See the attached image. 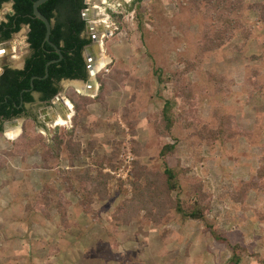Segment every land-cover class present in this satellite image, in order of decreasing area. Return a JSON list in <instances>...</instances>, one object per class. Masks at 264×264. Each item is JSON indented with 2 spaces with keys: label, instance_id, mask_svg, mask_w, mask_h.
<instances>
[{
  "label": "rangeland",
  "instance_id": "1",
  "mask_svg": "<svg viewBox=\"0 0 264 264\" xmlns=\"http://www.w3.org/2000/svg\"><path fill=\"white\" fill-rule=\"evenodd\" d=\"M263 2L227 0L217 12L207 0H142L137 12L133 0L87 2L102 14L87 21H101L110 32L99 27L98 63L109 61L97 74L113 71L116 78L105 81V105L93 101L100 93L97 74L94 95H84L83 83L82 91L75 86L79 92L74 82L62 83V97L80 105L75 123L73 108L64 125L20 119L14 138L5 134L8 127L0 132V264H232V248L240 264H264V17L258 23L252 7ZM8 8L2 6L0 19ZM26 33L23 26L10 40L20 63L29 55ZM165 102L172 136L162 132ZM32 106L38 116L41 105ZM71 131L79 154L63 145L58 156L44 159L52 137L68 139ZM22 135L26 146L14 153ZM38 137L43 140L33 147ZM165 144L175 150L164 161ZM101 163L111 177L108 199L85 210L79 197L65 193L60 174L94 177ZM165 166L185 170L180 197L193 201L186 190L197 188L207 223L227 243L215 241L204 221H183L173 211L158 222L141 212L128 225L116 223L135 176L163 194ZM61 197L69 202L64 224L56 212Z\"/></svg>",
  "mask_w": 264,
  "mask_h": 264
},
{
  "label": "trees",
  "instance_id": "2",
  "mask_svg": "<svg viewBox=\"0 0 264 264\" xmlns=\"http://www.w3.org/2000/svg\"><path fill=\"white\" fill-rule=\"evenodd\" d=\"M36 0H0V10L4 3L11 2V12L5 17V21L0 22V43L10 40L12 36L21 30L22 26L28 27L26 42L29 46L30 54L25 59V65L22 70L5 69L0 75V117L11 119L19 116L22 110V104L32 103L34 98L32 93L40 95V100H50L58 92L57 83L61 80H82L86 81L87 63L83 57L84 47L91 43L89 36H84L86 21L82 18V11L87 8L85 0H48L38 7L39 12L45 16L51 23L50 42L59 48L61 52V60L52 63L48 66V75L40 80H33V88L30 90V80L33 77H44L45 66L48 62L58 59L55 50L46 42H44L45 27L44 24L33 16L32 6ZM194 1V0H193ZM200 1V0H198ZM214 12L227 8V0H207ZM264 1V0H263ZM142 0H133L132 6L139 11ZM253 8L258 10V23L263 22L264 17V2L255 3ZM116 18V15H113ZM139 19V15L137 14ZM117 19V18H116ZM142 27V26H141ZM140 27V29H141ZM97 81L100 84V93L93 100L105 105L101 96L104 92L105 81L116 78L113 71L109 74H97ZM104 77V78H103ZM106 78V79H105ZM84 101V105H88L92 100L85 97H79ZM74 103L73 122L79 114L80 105ZM170 103L165 102L162 113V132L168 136H172L174 127V119L170 115ZM68 139H61L55 134L52 137L53 146L48 147L44 151V159L48 156H58L63 145L67 146L72 156H77V149L73 148L70 141L72 131L67 133ZM38 140H31L33 147L37 145ZM26 146L25 135H22L14 142L13 152H22ZM31 146V145H30ZM79 145H74V147ZM29 149V148H28ZM175 150V144H165L159 152V157L165 161ZM24 151H27L26 149ZM23 151V153H24ZM9 155V154H8ZM185 174V170L179 166H165L162 175L164 177L163 194H160L159 189L150 186L147 180L140 181L138 176L134 177L132 197L128 200H122L117 207L113 216L116 223L119 225H128L136 215L143 213V217L150 218L155 222L161 221L169 211H173L180 217L181 220L204 221L211 237L221 243H227L226 239L219 234L213 225L207 223L206 204L200 199L197 188L192 187L186 190L192 192L193 201L182 200V188L180 184V176ZM62 177L61 184L64 186L65 193H71L81 199L80 206L85 210L91 209V204L94 200L108 199V180L111 178L107 173H102V163L98 166L96 174L92 177L89 172L82 175H76L73 180L66 175L60 174ZM145 178H150V174L144 175ZM48 190L43 192L44 206H49L52 203V197L48 195ZM176 192L178 197L171 198V194ZM182 196V195H181ZM65 203L61 202V206L57 207V214L61 224L66 222V208L69 206L68 200ZM59 203V202H57ZM68 204V205H67ZM41 207V206H40ZM26 210L32 211V206L27 204ZM48 216V215H47ZM66 227V225H65ZM233 256L231 257L232 264H240L241 257L237 254L236 249L232 248Z\"/></svg>",
  "mask_w": 264,
  "mask_h": 264
},
{
  "label": "flooded vegetation",
  "instance_id": "3",
  "mask_svg": "<svg viewBox=\"0 0 264 264\" xmlns=\"http://www.w3.org/2000/svg\"><path fill=\"white\" fill-rule=\"evenodd\" d=\"M11 3V2H9ZM85 3V1H84ZM82 18H83V14H82ZM27 27V26H25ZM28 28V27H27ZM87 26L85 23V32L83 33L84 36H87ZM92 35L93 34H89V37L91 38V42H92ZM11 40V39H10ZM10 40L1 42L0 45L4 44L5 42H10ZM6 61V60H3ZM23 66L21 68H13L10 65H7L5 63V65L1 66L2 69V73L4 72L5 69H12V70H22L24 68L25 65V61L23 62ZM88 65V64H87ZM1 73V74H2ZM0 74V75H1ZM87 75H88V69H87ZM72 82L73 80H61L57 83V87H58V92L55 96H53L50 100H40V95L37 93H32V96L34 98V101L32 103H28V104H22V110L20 111L19 116L16 117H12L11 119H4L2 117H0V132H3V130L5 129V127H8L5 130V134L9 129H12L11 127H15L13 128L14 131H17V134H19V130L16 125H6L7 122H13L15 120H20V119H29L32 120L33 122H37V120H40L42 122H47V123H51L52 126L57 127L60 125H64L65 123H67L70 120L71 117V111L73 109V107L69 110L65 109V107L67 106L66 104V100L64 99V97H62V91H63V86L62 83L64 82ZM82 81V80H79ZM76 82H74L73 84H75ZM72 84V86L74 87V85ZM75 88V87H74ZM69 101V100H68ZM37 102L41 105V108L38 110V116H34L32 113V105ZM65 104V107H64ZM69 112V113H67ZM66 114V115H65ZM54 116V117H53ZM65 121V122H60V120ZM67 119V120H65Z\"/></svg>",
  "mask_w": 264,
  "mask_h": 264
},
{
  "label": "water",
  "instance_id": "4",
  "mask_svg": "<svg viewBox=\"0 0 264 264\" xmlns=\"http://www.w3.org/2000/svg\"><path fill=\"white\" fill-rule=\"evenodd\" d=\"M48 0H36L34 3H33V6H32V10H33V16L40 20L43 24H44V27H45V36H44V42L48 43L56 52V54L59 56L58 59L56 60H52L50 62H48L45 66V75L44 77H33L31 80H30V90H32L33 88V80H40V79H43V78H46L47 75H48V66L52 63H56L58 61L61 60L62 56H61V52L59 50L58 47H56L54 44H52L50 42V33H51V26H52V23L45 17L43 16L39 10H38V7L42 4H44L45 2H47ZM92 0H85V4L87 2L91 3ZM95 1V0H93ZM97 12L96 9H89V8H86L85 10L82 11V14H83V19L86 21V26H87V33H91V31L95 32V34L92 35V42L85 46L84 47V53L86 54V57H84V53H83V57L86 58L85 60L88 62V65H87V69H88V78L86 81H79V80H73L72 82H80V83H83L86 85V87L88 89H92L95 85V88L97 86L96 84V79H95V75L97 74L98 71L95 72V61H97L98 59V55L96 57V53L98 52L97 51V45L100 44V41H101V38H102V35L101 33H99L100 29H99V26L96 25L95 23H91L89 21H87V19L89 20H92L94 19L91 15V13H94V12ZM104 35H108L110 32L107 30V27H104L102 29ZM103 35V36H104ZM9 43V42H8ZM99 43V44H98ZM95 53V55H94ZM95 72V73H94ZM2 73V69L0 67V74ZM62 95V94H61ZM84 95H88L87 92L84 93ZM65 99V98H64ZM66 100V99H65ZM68 101V100H67ZM69 102V101H68ZM72 105V104H71ZM64 107H65V104H64ZM73 107V106H72ZM67 107H65L66 109ZM73 112V111H72ZM19 123V129H20V121L18 120H15L13 122H7V126L8 125H16ZM20 131V130H19Z\"/></svg>",
  "mask_w": 264,
  "mask_h": 264
},
{
  "label": "bare ground",
  "instance_id": "5",
  "mask_svg": "<svg viewBox=\"0 0 264 264\" xmlns=\"http://www.w3.org/2000/svg\"><path fill=\"white\" fill-rule=\"evenodd\" d=\"M95 1H97V3L99 4L100 3V0H95ZM92 2H93V0H92ZM97 10V12L95 11L94 13H91V15H92V17L95 19H99L101 16H102V14L99 12V10L98 9H96ZM95 24H97L99 27H107L105 24H103V22H101V21H97V22H94ZM103 36V35H102ZM102 39V38H101ZM99 44V43H98ZM101 41H100V44L99 45H97V55H98V59H97V61H95V72L96 71H99V70H101L102 68H104L107 64H108V61L109 60H104V61H100V63H98V61L101 59ZM100 54V55H99ZM94 72V73H95ZM74 85V87L76 86V88L79 90V91H82V90H84V88H82L81 87V85H83V84H81L80 85V83H78V82H76V84H73ZM83 86H85V85H83ZM75 88V89H76ZM76 89V91H78ZM78 91V92H79ZM83 93H85V92H87L88 93V95H94L95 93H96V88H95V85H94V87L92 88V89H88L86 86H85V91H82ZM67 104V110H69L70 111V109L72 108V105H71V103L70 102H68L67 100L65 101ZM67 113H69V112H67ZM66 115V114H65ZM71 117H72V111H71ZM71 117H70V119H71ZM65 120H67V119H65ZM18 129H19V123L17 124V126H16ZM12 129H9L8 131H7V133H11V131H12V134L11 135H9V137L10 138H12V136H13V138L17 135V131H14V129L13 128H15V127H11Z\"/></svg>",
  "mask_w": 264,
  "mask_h": 264
},
{
  "label": "crops",
  "instance_id": "6",
  "mask_svg": "<svg viewBox=\"0 0 264 264\" xmlns=\"http://www.w3.org/2000/svg\"><path fill=\"white\" fill-rule=\"evenodd\" d=\"M3 5H7L9 8H8V11H6V13H4L3 14V17H2V19H0V22L1 21H5V17H6V15L8 14V13H10L11 12V7H12V3H4ZM2 5V6H3ZM2 8V7H1ZM23 27V26H22ZM22 27H21V29H22ZM27 28V27H26ZM20 32V31H19ZM18 32V33H19ZM27 33H28V28H27ZM27 33H26V35H25V41H26V39H27ZM17 34V33H16ZM27 43V42H26ZM17 44H20V43H17ZM28 45V44H27ZM15 47L17 48V46L16 45H14L13 44V42L11 43V41L8 43V42H5L4 44H2V45H0V66H3V65H5V63L7 64V65H12V64H14V63H18L19 64V67L18 68H21L22 66H23V62L25 61V59L29 56H27L23 61H21V63H20V61H16L17 60V55H16V50H14L15 49ZM28 48H29V46H28ZM29 54H30V50H29ZM100 55V54H99ZM2 60H6V61H2ZM86 61V60H85ZM86 63L88 64V62L86 61ZM86 86V85H85ZM54 117V116H53Z\"/></svg>",
  "mask_w": 264,
  "mask_h": 264
}]
</instances>
